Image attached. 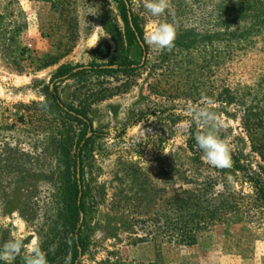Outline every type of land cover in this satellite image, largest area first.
Instances as JSON below:
<instances>
[{
  "label": "rangeland",
  "instance_id": "1",
  "mask_svg": "<svg viewBox=\"0 0 264 264\" xmlns=\"http://www.w3.org/2000/svg\"><path fill=\"white\" fill-rule=\"evenodd\" d=\"M130 1L144 33L174 21L177 38L171 51L133 52L132 74L60 85L104 134L84 167L94 205L78 264H264V28L231 39L222 11L237 0H171L160 17ZM118 11L114 0H0V245L38 239L47 254L63 243L68 128L38 103L61 64L116 55ZM205 110L231 168L196 146Z\"/></svg>",
  "mask_w": 264,
  "mask_h": 264
},
{
  "label": "trees",
  "instance_id": "2",
  "mask_svg": "<svg viewBox=\"0 0 264 264\" xmlns=\"http://www.w3.org/2000/svg\"><path fill=\"white\" fill-rule=\"evenodd\" d=\"M43 1L54 4V0ZM114 1L124 25L123 31L115 28L116 55L103 64L96 62L87 65L61 64L52 73L49 83L44 86L45 100L38 103L43 112L64 117L68 128L65 143L68 146L70 167L62 222L64 240L53 253L46 254L50 264H78L80 257L84 256L89 249L90 239L87 230L93 216L94 203L92 191L85 180L84 167L92 158L96 140L104 137L103 133L94 128L86 111L62 100L60 85L69 80H76L82 84L88 83L92 76L99 79L104 75L113 76L116 73L132 74L140 65L137 59L131 57L132 53H136V57L141 58L146 51L143 27L140 17L132 9V2L130 0ZM222 13L225 14L227 26L237 27L238 33H230L231 39H246L243 36L249 34L252 29L257 26L258 29L264 28V0H237ZM231 100L233 101V98ZM74 124L79 126V132L74 131ZM193 143L194 138L190 142L192 149ZM257 193L264 201V187L258 185ZM0 264L10 263L0 260Z\"/></svg>",
  "mask_w": 264,
  "mask_h": 264
},
{
  "label": "clouds",
  "instance_id": "3",
  "mask_svg": "<svg viewBox=\"0 0 264 264\" xmlns=\"http://www.w3.org/2000/svg\"><path fill=\"white\" fill-rule=\"evenodd\" d=\"M144 7L153 17H160L171 7V0H145ZM178 25L173 22H158L145 30V43L159 50L171 51L177 38ZM218 117L215 113L205 110L202 113L203 132L195 135L196 146L202 152V158L217 168H231V147L226 138L219 134ZM27 249L24 264H48L46 253L42 250L38 239L25 245L17 238L5 241L0 245V260L12 261L22 250Z\"/></svg>",
  "mask_w": 264,
  "mask_h": 264
}]
</instances>
